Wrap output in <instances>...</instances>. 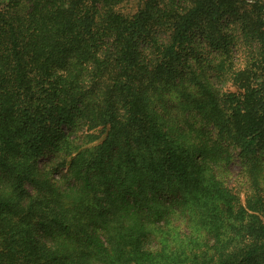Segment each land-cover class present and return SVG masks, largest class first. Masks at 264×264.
I'll return each mask as SVG.
<instances>
[{"label": "trees", "instance_id": "16d2710c", "mask_svg": "<svg viewBox=\"0 0 264 264\" xmlns=\"http://www.w3.org/2000/svg\"><path fill=\"white\" fill-rule=\"evenodd\" d=\"M135 1L0 0V264H264V0Z\"/></svg>", "mask_w": 264, "mask_h": 264}, {"label": "rangeland", "instance_id": "374dc122", "mask_svg": "<svg viewBox=\"0 0 264 264\" xmlns=\"http://www.w3.org/2000/svg\"><path fill=\"white\" fill-rule=\"evenodd\" d=\"M247 2H249V3H251V2H253V0H248ZM136 5V1L135 0H133V7ZM205 52V54L207 53L206 51H204ZM243 53L242 52H239L238 51V53H236L235 54V56L233 57V62L235 63V66L236 67H239V66H241L243 63H244V60H243ZM221 86H222V88H225V89H230V88H228V86H230V83L229 84H227V86L226 85H222L221 84ZM175 97H176V94H170V93H167L166 94V99H169V102H170V104H172V103H174L176 100H175ZM232 165V172H233V175H231V179H234L235 178V176H236V172H238V169H239V167H238V163L236 162L235 164L234 163H232L231 164ZM40 169L42 170V172H46V170H47V159H43L41 162H40ZM55 177H56V175H55ZM58 178V177H57ZM27 188H28V190L31 192V193H35L34 192V190L32 189V187L31 186H27ZM186 233H187V229H185V228H182V232H180V237L181 236H183V235H186ZM157 241H154V243L152 244V246H151V249L152 250H155V249H157ZM1 247V246H0Z\"/></svg>", "mask_w": 264, "mask_h": 264}]
</instances>
